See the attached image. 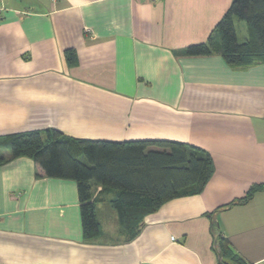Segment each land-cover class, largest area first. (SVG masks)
Wrapping results in <instances>:
<instances>
[{
    "label": "crops",
    "instance_id": "crops-1",
    "mask_svg": "<svg viewBox=\"0 0 264 264\" xmlns=\"http://www.w3.org/2000/svg\"><path fill=\"white\" fill-rule=\"evenodd\" d=\"M232 1L0 0V264H219L215 234L225 264H264V188L239 202L264 185V64L219 55L214 28ZM209 38L215 53L185 54ZM46 130L178 142L214 171L146 214L134 238L110 205L117 192L91 182L100 232L84 239L76 183L7 148L9 135Z\"/></svg>",
    "mask_w": 264,
    "mask_h": 264
},
{
    "label": "trees",
    "instance_id": "trees-1",
    "mask_svg": "<svg viewBox=\"0 0 264 264\" xmlns=\"http://www.w3.org/2000/svg\"><path fill=\"white\" fill-rule=\"evenodd\" d=\"M234 19L246 24L245 42L237 40ZM214 32L219 36V55L229 67L247 68L254 62L264 64V0H233ZM213 41L209 38L205 43L190 45L185 54L212 55L216 50ZM65 56L71 64L73 54L67 51ZM5 141L12 158H30L46 177L76 183L84 239L94 238L100 232L91 200V182L117 192L110 205L118 215L120 227L129 238H134L146 214L193 187L201 191L214 171L208 153L178 142L75 140L56 130H46L44 134L37 131L13 134ZM262 188L264 185L253 186L239 202H246ZM213 239L217 253L225 254V244L218 234ZM231 261L246 264L237 257Z\"/></svg>",
    "mask_w": 264,
    "mask_h": 264
},
{
    "label": "rangeland",
    "instance_id": "rangeland-1",
    "mask_svg": "<svg viewBox=\"0 0 264 264\" xmlns=\"http://www.w3.org/2000/svg\"><path fill=\"white\" fill-rule=\"evenodd\" d=\"M238 23H241V24H238ZM235 28H236V34H237L238 42H241L242 35H244L245 23L243 21H241V20H236V22H235ZM152 150L159 151L160 149H158V148H152Z\"/></svg>",
    "mask_w": 264,
    "mask_h": 264
},
{
    "label": "water",
    "instance_id": "water-1",
    "mask_svg": "<svg viewBox=\"0 0 264 264\" xmlns=\"http://www.w3.org/2000/svg\"><path fill=\"white\" fill-rule=\"evenodd\" d=\"M218 261H219V264H224V262L222 261V253L221 252H218Z\"/></svg>",
    "mask_w": 264,
    "mask_h": 264
},
{
    "label": "built area",
    "instance_id": "built-area-1",
    "mask_svg": "<svg viewBox=\"0 0 264 264\" xmlns=\"http://www.w3.org/2000/svg\"><path fill=\"white\" fill-rule=\"evenodd\" d=\"M0 11H2V6H0Z\"/></svg>",
    "mask_w": 264,
    "mask_h": 264
}]
</instances>
